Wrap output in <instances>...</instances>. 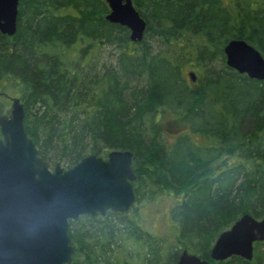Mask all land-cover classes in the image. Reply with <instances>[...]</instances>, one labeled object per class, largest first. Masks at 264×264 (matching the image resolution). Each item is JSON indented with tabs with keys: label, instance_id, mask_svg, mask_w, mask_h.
Returning <instances> with one entry per match:
<instances>
[{
	"label": "trees",
	"instance_id": "16d2710c",
	"mask_svg": "<svg viewBox=\"0 0 264 264\" xmlns=\"http://www.w3.org/2000/svg\"><path fill=\"white\" fill-rule=\"evenodd\" d=\"M132 2L146 21L140 41L106 20L105 0H19L15 33L0 32V114L20 99L47 166L132 153L133 203L69 220L67 264H175L183 249L213 261L220 231L243 213L264 216V80L230 68L223 53L242 38L264 57V0ZM103 44L119 49L118 62L98 70ZM191 61L205 70H190L189 85L181 71ZM165 111L182 129L170 143ZM164 201L166 229L155 232L144 214ZM213 262L263 264L254 254Z\"/></svg>",
	"mask_w": 264,
	"mask_h": 264
},
{
	"label": "water",
	"instance_id": "95a60500",
	"mask_svg": "<svg viewBox=\"0 0 264 264\" xmlns=\"http://www.w3.org/2000/svg\"><path fill=\"white\" fill-rule=\"evenodd\" d=\"M106 20L126 26L129 38L140 41L146 27L132 0H105ZM19 0H0V32L16 31ZM225 63L238 73L264 80V57L242 38L229 39ZM191 81L196 80L188 71ZM24 109L11 98L9 114L0 115V264H67L73 247L69 220L80 215L126 211L134 200L130 150L113 149L106 157L87 154L74 165L50 168L38 155L23 125ZM264 240V216L243 213L220 231L210 259L253 256V244ZM183 249L175 264H214Z\"/></svg>",
	"mask_w": 264,
	"mask_h": 264
},
{
	"label": "rangeland",
	"instance_id": "374dc122",
	"mask_svg": "<svg viewBox=\"0 0 264 264\" xmlns=\"http://www.w3.org/2000/svg\"><path fill=\"white\" fill-rule=\"evenodd\" d=\"M146 43H150L151 48H153L154 50L158 48V44H159V42L156 43V41H154L153 39L150 40L149 38H147ZM118 52H119V49L115 47L114 45L103 44L100 47L92 63L98 68V70L99 69L102 70L103 66H106V67L114 66L118 62L117 61ZM212 64L217 69L221 67V64L219 61H214ZM196 66L202 71V73H204L203 72V70H205L204 66L198 64L195 61H191V63H188L181 71L182 77L189 85L192 84L191 83L192 81L190 80L188 76V71L194 70V68H197ZM138 82H139V86L140 85L142 86L144 83V80L143 79H140L139 81L135 80L132 83L135 85V84H138ZM216 106H220V105L217 103ZM9 112H10V101L4 107L3 114H9ZM173 117L174 116H171V114H169L166 111L163 112L162 114L160 122L162 123L164 131H165L162 137L164 140L163 141L164 143L165 141L170 143L174 139L176 133L182 130L181 128H179L180 122L178 123L177 121L176 123V120H174ZM58 165L62 166L63 168H66L65 167L66 164L63 162L59 163ZM49 167L53 168L54 166H49ZM159 205L160 206L162 205L161 209L146 210V213L144 214L148 216V222H146V225L150 226V228H152V230H154L155 232H159V231L161 232V231H164V228L166 229V222H165L166 216L164 215L165 216L164 218L163 214L169 208V203L167 205V202L164 201L160 203ZM159 205L154 203L152 207L156 209ZM253 254L259 255L261 257V261L264 264V240L262 241L261 244L253 247Z\"/></svg>",
	"mask_w": 264,
	"mask_h": 264
},
{
	"label": "flooded vegetation",
	"instance_id": "af4514ba",
	"mask_svg": "<svg viewBox=\"0 0 264 264\" xmlns=\"http://www.w3.org/2000/svg\"><path fill=\"white\" fill-rule=\"evenodd\" d=\"M11 98H12V97H10V100H9V101H10V104H11ZM2 114H3V113H2ZM0 115H1V114H0ZM104 158H105V156H104ZM131 164H132V161H131Z\"/></svg>",
	"mask_w": 264,
	"mask_h": 264
}]
</instances>
